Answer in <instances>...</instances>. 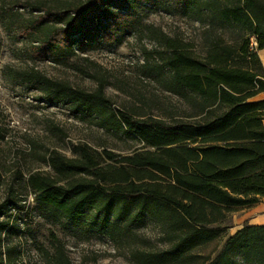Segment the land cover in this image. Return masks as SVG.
Masks as SVG:
<instances>
[{"label": "trees", "instance_id": "1", "mask_svg": "<svg viewBox=\"0 0 264 264\" xmlns=\"http://www.w3.org/2000/svg\"><path fill=\"white\" fill-rule=\"evenodd\" d=\"M26 6L33 4L26 2ZM42 14L25 18L2 7L8 29L25 35L42 57L67 64L94 42L121 43L126 35L154 40L144 49L145 75L186 105L172 122L114 106L106 78L94 90L74 87L35 68L7 67L14 81L37 89L42 100L70 104L82 119L106 131L140 139L154 150L120 156L80 144L69 157L54 149L44 162L52 173L30 172L26 186L51 221L68 219L128 244L135 264H264V224L245 223L214 256L195 251L222 233L231 212L264 197V0H61L40 2ZM162 10L207 25L201 51L180 34L146 23L137 8ZM230 31L231 40L224 37ZM11 187L0 216L19 208ZM157 224L170 246L142 248L133 227ZM2 229L8 223L2 222ZM48 264H74L64 242L51 234ZM3 249L0 264H18Z\"/></svg>", "mask_w": 264, "mask_h": 264}, {"label": "rangeland", "instance_id": "2", "mask_svg": "<svg viewBox=\"0 0 264 264\" xmlns=\"http://www.w3.org/2000/svg\"><path fill=\"white\" fill-rule=\"evenodd\" d=\"M43 1L57 5L61 0H0V203L14 187L21 206V209L9 210L7 216H0V224L8 223L5 229L0 225V242L3 249L16 250L18 264H48L45 250L53 251L52 233L64 242L74 264H135L128 244L116 243L82 222L46 219L36 208L34 194L26 181L30 172H53L43 158L54 149L74 157L80 144H88L100 152L110 150L120 156L154 148L145 146L140 139L106 131L82 119L70 104L42 100L40 91L14 81L5 70L7 67L35 68L50 78L90 91L98 86L99 77H105V92L114 106L167 122H172L186 105L154 77L145 75L144 49L153 51L157 43L138 34H128L116 45L105 41L90 45L86 40V45L64 65L42 57L25 35L8 29L1 10L8 7L25 18L36 17L43 13L36 7ZM26 2L35 7L26 6ZM137 9L147 14L146 23L169 35L180 34L195 42L199 51L203 49L207 25L162 10ZM223 35L231 40L230 31H224ZM261 215H264L263 199L258 204L232 211L230 218L219 224L223 228L219 238L195 252L214 256L229 235ZM133 230L141 237L137 243L142 248L162 250L170 246L161 228L153 222L134 226Z\"/></svg>", "mask_w": 264, "mask_h": 264}, {"label": "crops", "instance_id": "3", "mask_svg": "<svg viewBox=\"0 0 264 264\" xmlns=\"http://www.w3.org/2000/svg\"><path fill=\"white\" fill-rule=\"evenodd\" d=\"M259 56H260V59H261V61H262L263 66H264V48L261 49V50L259 51ZM253 99H255V100L264 99V92L259 93V94H258L255 98H253ZM261 199L264 200V197H262ZM256 204H258V203H256ZM247 223H249L250 225H262V224H264V215H261V216H259V217H257V218H254V219L248 221ZM242 226H243V225H242ZM242 226H241V227H242ZM241 227H240V228H241ZM237 230H238V229H237ZM237 230H236V231H237Z\"/></svg>", "mask_w": 264, "mask_h": 264}]
</instances>
